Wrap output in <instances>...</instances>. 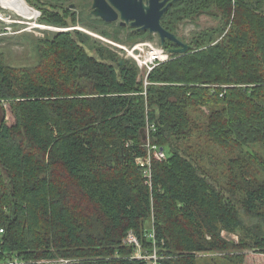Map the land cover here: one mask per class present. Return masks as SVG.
Listing matches in <instances>:
<instances>
[{
  "label": "trees",
  "instance_id": "1",
  "mask_svg": "<svg viewBox=\"0 0 264 264\" xmlns=\"http://www.w3.org/2000/svg\"><path fill=\"white\" fill-rule=\"evenodd\" d=\"M219 9L216 38L173 54L147 86L133 59L79 29L34 39L33 65L0 51L1 263L147 264L125 240L133 230L152 252L153 229L160 264L264 252V0ZM148 124L167 152L152 186L137 161ZM196 135L233 153L227 189L191 154ZM237 229L239 241L224 237Z\"/></svg>",
  "mask_w": 264,
  "mask_h": 264
},
{
  "label": "flooded vegetation",
  "instance_id": "2",
  "mask_svg": "<svg viewBox=\"0 0 264 264\" xmlns=\"http://www.w3.org/2000/svg\"><path fill=\"white\" fill-rule=\"evenodd\" d=\"M29 1L39 9L41 16L65 20L75 18L76 25L98 31L109 46L155 45L168 52L185 46L189 51L202 42L216 38L217 20L221 19L223 23L225 18V13L219 9L220 0ZM157 15L160 16L158 27L167 32L164 36L150 27ZM137 20L141 24L136 27L133 23Z\"/></svg>",
  "mask_w": 264,
  "mask_h": 264
},
{
  "label": "rangeland",
  "instance_id": "3",
  "mask_svg": "<svg viewBox=\"0 0 264 264\" xmlns=\"http://www.w3.org/2000/svg\"><path fill=\"white\" fill-rule=\"evenodd\" d=\"M38 10L34 3L29 0H0V51L4 52L7 62L11 65L29 66L35 64L38 60V52L33 43L34 39L73 28H79V30L88 33L113 49L119 56L129 59L124 56H129V54L127 55L129 53L127 49H130L128 46L126 48L109 46L108 41L104 40L98 31L84 26L81 27V25L61 27L41 23L39 21L41 14ZM221 22V19H218L217 25L222 26ZM130 59L133 58L130 57ZM206 111L208 112L209 109H206ZM190 145H192L191 154L205 168L214 183L227 189L230 182L228 160L233 153L218 148L204 138H199V135L194 136ZM254 148L264 157L263 146H255ZM260 178L264 179V173ZM243 215L248 223L255 222L254 218ZM223 235L227 239L237 242L244 235V230H224ZM228 253L232 252L201 253V255L199 254L198 264H264L263 251L247 250L242 254L240 260L236 257L233 259L228 258L225 255Z\"/></svg>",
  "mask_w": 264,
  "mask_h": 264
},
{
  "label": "built area",
  "instance_id": "4",
  "mask_svg": "<svg viewBox=\"0 0 264 264\" xmlns=\"http://www.w3.org/2000/svg\"><path fill=\"white\" fill-rule=\"evenodd\" d=\"M126 48V47H121ZM130 49H127L130 57L133 58V60L137 63L138 67L140 68V79H143V82L145 86H147L150 81L148 80L149 74L155 69V67L161 65L162 63L169 61L171 59V55L169 52L161 47V46H155L151 45H136L134 47H129ZM127 58H130L129 56L124 55ZM146 94V91L143 92ZM155 129L154 125L148 124L146 129V141L145 145L147 147V155L144 157H139L137 159L138 164L142 167L144 178H146L147 184L152 186V171H153V162L154 160H165L167 158V152L164 150L163 147L159 146L157 143H154L151 140V132ZM4 233V229H0V234ZM149 237L153 239L155 243L154 250L152 252H148L146 249H144L141 240L137 233L135 231L131 230L126 238V243L132 245H135L136 248V254L135 257L146 260L147 264H160L161 256L158 253L157 247H156V234L155 230L151 231L149 233ZM71 259H57V260H39V261H32L25 263L24 261H18L15 260H9L8 262L1 263L0 264H42L45 262L50 263H68Z\"/></svg>",
  "mask_w": 264,
  "mask_h": 264
},
{
  "label": "water",
  "instance_id": "5",
  "mask_svg": "<svg viewBox=\"0 0 264 264\" xmlns=\"http://www.w3.org/2000/svg\"><path fill=\"white\" fill-rule=\"evenodd\" d=\"M159 20H160V16L159 15H157L156 17H155V19H154V23H153V25H149L150 27H151V30H159L161 33H162V35L164 36L165 34H167V32H164L162 29H160L159 27H158V25H159ZM134 25H136V27H137V25H140L141 23H140V21L139 20H137V21H135L134 23H133ZM145 28H147V26L145 25ZM171 38H174V36L173 35H171L170 36ZM169 52H171L172 54H185V53H187L188 52V48L185 46V47H183V48H181V49H172V50H170ZM146 134H145V131H143V138H144V140H146Z\"/></svg>",
  "mask_w": 264,
  "mask_h": 264
},
{
  "label": "bare ground",
  "instance_id": "6",
  "mask_svg": "<svg viewBox=\"0 0 264 264\" xmlns=\"http://www.w3.org/2000/svg\"><path fill=\"white\" fill-rule=\"evenodd\" d=\"M32 6V5H31Z\"/></svg>",
  "mask_w": 264,
  "mask_h": 264
}]
</instances>
